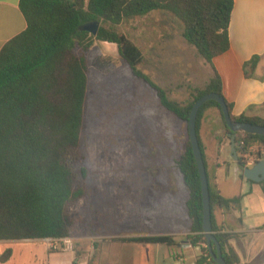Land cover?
<instances>
[{
    "label": "trees",
    "instance_id": "trees-1",
    "mask_svg": "<svg viewBox=\"0 0 264 264\" xmlns=\"http://www.w3.org/2000/svg\"><path fill=\"white\" fill-rule=\"evenodd\" d=\"M233 7L234 0H20L27 28L0 51V242L71 236L75 220L70 210L85 194L84 187L78 186L71 163L81 158V131L89 83L87 54L95 42L116 44L134 76L156 92L161 107L188 127L192 107L200 97L207 93L224 97L219 73L215 70L204 87H193L184 103L172 100L166 89L138 69L144 60L142 50L116 27L153 11L169 12L183 23L185 40L211 64L215 57L230 49ZM92 22L100 23L96 36L82 29ZM259 60V56H254L245 63L247 75L255 70ZM227 105L234 121L264 126V118L234 116L232 104L227 102ZM210 107L218 109L226 133L230 132L220 104L207 101L197 119L202 151L199 130L204 112ZM236 146L244 178L248 159L262 157L264 136L236 133ZM176 168L189 191L186 205L192 220L190 243L202 251L200 264H217L210 256L203 230L202 184L189 138ZM206 169L213 232L227 264H240L238 254L229 243L232 236L216 224L213 211L216 207L240 210L243 195L222 196L215 176L207 166ZM119 240L163 244L170 248L177 245L171 235ZM11 256L12 250H6L0 262H6ZM263 260L264 254L256 258V262Z\"/></svg>",
    "mask_w": 264,
    "mask_h": 264
},
{
    "label": "rangeland",
    "instance_id": "rangeland-1",
    "mask_svg": "<svg viewBox=\"0 0 264 264\" xmlns=\"http://www.w3.org/2000/svg\"><path fill=\"white\" fill-rule=\"evenodd\" d=\"M116 28L142 50L138 69L170 99L184 103L193 87L202 88L197 81L202 56L185 40L183 23L173 14L157 10ZM87 59L81 158L71 163L85 194L70 210L72 232L83 237L85 250L93 240H106L99 236L179 237L192 224L189 191L176 168L189 138L187 123L161 107L116 44L96 41Z\"/></svg>",
    "mask_w": 264,
    "mask_h": 264
},
{
    "label": "crops",
    "instance_id": "crops-1",
    "mask_svg": "<svg viewBox=\"0 0 264 264\" xmlns=\"http://www.w3.org/2000/svg\"><path fill=\"white\" fill-rule=\"evenodd\" d=\"M26 28L20 0H0V51ZM229 36L230 49L215 57L211 64L200 57L199 86H205L216 70L222 80L224 98L232 104V114L264 118V0H234ZM254 56H259L260 60L255 70L249 71V76L245 63ZM199 137L206 166L215 176L222 196L243 195L240 210L214 209L216 224L232 236L229 243L238 254L240 264H264V260L256 262V258L264 254V181L241 177V167L232 157L230 140L217 108L210 107L204 112ZM259 160H264V151L261 159L251 156L247 166L253 167ZM189 234L190 230L179 237L161 234L175 237L177 245L172 248L99 236L95 238L106 240H93L89 250H85L83 237L74 231L69 238L79 245L71 251L51 250L47 239L2 241L0 257L8 249L12 250V256L0 264H200L202 251L190 243Z\"/></svg>",
    "mask_w": 264,
    "mask_h": 264
},
{
    "label": "water",
    "instance_id": "water-1",
    "mask_svg": "<svg viewBox=\"0 0 264 264\" xmlns=\"http://www.w3.org/2000/svg\"><path fill=\"white\" fill-rule=\"evenodd\" d=\"M100 28L99 22H92L84 25L82 29L84 31L89 32L90 34L96 36ZM215 100L217 101L222 109V113L224 115L226 124L230 130L228 136L231 137L230 145L232 151V157L238 161L239 157L237 154V146H236V133H247V134H255V135H263L264 136V126L253 124L249 122H236L232 119L231 113L229 111V107L227 105L226 99L217 93H207L200 97L193 105L189 122H188V132L189 139L191 142V146L196 158L199 175L202 184V197H203V230L207 239L209 253L211 258L217 264H227L224 256L223 250L220 242L213 232V222H212V207H211V197H210V189H209V181L207 176V169L205 165V160L203 156V151L200 146L198 133H197V119L200 108L207 101ZM244 176L247 179L261 182L264 181V160H259L253 167H245L244 168ZM215 244V248L213 246Z\"/></svg>",
    "mask_w": 264,
    "mask_h": 264
},
{
    "label": "built area",
    "instance_id": "built-area-1",
    "mask_svg": "<svg viewBox=\"0 0 264 264\" xmlns=\"http://www.w3.org/2000/svg\"><path fill=\"white\" fill-rule=\"evenodd\" d=\"M244 144V142H242ZM49 248L54 251L73 250V241L70 238L66 239H47Z\"/></svg>",
    "mask_w": 264,
    "mask_h": 264
}]
</instances>
